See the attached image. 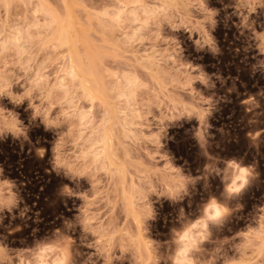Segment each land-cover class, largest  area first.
I'll use <instances>...</instances> for the list:
<instances>
[{
	"label": "clouds",
	"instance_id": "1",
	"mask_svg": "<svg viewBox=\"0 0 264 264\" xmlns=\"http://www.w3.org/2000/svg\"><path fill=\"white\" fill-rule=\"evenodd\" d=\"M220 2L226 27L233 16L238 18L233 26L245 37V59L247 53H254L252 74L264 75V21L258 20L264 14V0ZM219 15V9L209 7V0H109L99 27L109 32L134 65L153 75L155 83L142 77L135 67H125L115 76H106V87L98 95L87 79L86 59L63 55L53 62L48 58L67 49L69 43L64 31H58L59 20L45 14L39 0H0V141L10 136L19 142L21 151L27 143L29 154L34 152L43 160L47 149L37 146L39 140L33 143L29 132L41 126L53 132L56 139L51 148V169L46 171L62 175L75 185L63 184L59 189L65 207L68 199L82 201L73 218L57 217L62 221L60 227L39 238V228H33L30 245L24 238L19 241L21 247H12L9 237L29 227V221L37 225L43 221L40 211L33 212L35 205L30 207L25 202L23 185L5 177L0 166V264H124L125 260L128 264H264V203L254 206L243 231L231 237L219 235L243 210L240 200L259 175L254 165L236 158L222 159L218 163L222 167L217 165L209 173L205 164L194 182L181 183L175 179L174 164L169 168L159 161L154 168L153 162H142L146 152H167L168 129L176 122L197 119L187 104L166 103L168 88L190 96L195 91L204 93L195 86L199 84L212 93L207 96L216 101L215 110L220 101L230 102L227 97L217 98L214 90L217 81L224 87L232 77L209 75L189 62L177 35L187 34L196 52L207 50L219 56L221 48L212 35L220 23ZM235 51L239 54L241 49ZM227 91H236L235 81ZM253 97L264 98V89ZM24 105L27 123L16 111ZM215 110H207L204 143L195 136L201 153L208 151L207 145L214 139L209 118ZM244 110L251 114L248 108ZM248 123L253 124L251 116ZM255 123H259L258 118ZM246 136L258 149L256 142L264 137V128L252 129ZM209 177L219 178V196L208 195L194 211L186 212L180 206L168 238L153 239L152 222L157 220L154 205L162 199L182 205L189 198L188 207L192 208L190 186L203 181L207 190ZM82 179H87L90 188L127 185L126 193L116 197L119 227H113L110 216L101 218V211H94L103 204L110 213L112 202L106 197L86 200L79 190ZM16 220L21 223L15 224ZM142 237L151 241L152 250L144 259L137 251ZM80 247L92 251L85 254Z\"/></svg>",
	"mask_w": 264,
	"mask_h": 264
},
{
	"label": "rangeland",
	"instance_id": "2",
	"mask_svg": "<svg viewBox=\"0 0 264 264\" xmlns=\"http://www.w3.org/2000/svg\"><path fill=\"white\" fill-rule=\"evenodd\" d=\"M39 2L45 14L58 19L60 23L68 21L71 16L69 24H73L71 27L75 32L76 42L74 41L72 48L68 46L67 49H60L56 54L49 55L50 61L55 62L59 56L63 55H72L74 59L81 61L86 59L87 72L94 73L103 91L107 84L106 76L108 74L115 76L125 67H135L142 77L155 83L153 75L143 72L142 68L134 65L131 56L116 45L109 32L99 27L100 18L106 10L109 0H39ZM229 2L230 0H223L224 4ZM209 7L220 10V15L217 17L220 23L212 35L221 48V55L213 56L207 50L196 52L191 41L187 39V34L181 32L177 35L182 41V47L185 49L184 56L189 62L197 65L196 67L201 66L209 75L220 73L226 78L232 77L224 87H221L217 81V87L214 90L217 98L227 97L230 102L220 101L215 110L216 101L207 96L212 93L203 90L199 84L195 86L204 93L195 91L190 96L180 93L178 89L168 88L165 94L166 103L170 105L187 104L193 109L199 122L195 118L176 122L168 129L169 138L165 141L164 151L169 154L149 151L142 155V162L145 164L153 162L152 167L154 168L158 166L159 161H164L169 168L174 164L177 166L175 179L181 183L194 182L196 177L202 174L205 164L209 173L214 171L222 159L236 158L242 160L246 165H254L259 175L240 200L243 210L219 233L221 238H225L231 237L237 231H243L254 206L264 203V137L261 138V141L256 142L259 144L257 149L251 146L246 136V133L252 129L264 128V98L253 97L260 89H264V75L260 72L252 74L251 65L255 63L251 59L253 52L247 53L248 58L245 59L246 54L242 50L245 45V37L239 36L238 30L233 26L234 22L238 23V18L233 16L226 27L224 24L225 11L220 0H209ZM231 11L232 9H228V12ZM258 20L264 21V14L260 15ZM258 30H260L259 27ZM73 46H75V50ZM237 48L241 49L239 54L235 51ZM46 51L48 50L46 49ZM193 70L195 71V69ZM155 79H159V77L156 76ZM233 81H235L236 91L228 93L227 89L232 87ZM247 97L249 98L245 100ZM4 103L7 107L12 108L7 100ZM197 105H206L207 107L206 109L197 108ZM24 107L26 105L16 111L19 112L20 118L27 123L28 113L24 111ZM244 107L248 108L251 114L246 113ZM207 110H215L209 118V123L212 125L210 131L214 139L207 145L209 152L206 150L205 153H201L195 136L201 138V143H204ZM153 116H155L154 113ZM250 116L253 120L252 125L248 123ZM257 118L259 119L258 124L255 123ZM29 136L33 143L39 140L38 147L47 149L43 160L38 159L34 152L29 154L27 143L24 150L21 151L19 142H14L10 136L6 141H0V166L5 170V177L16 181L18 185H23L21 194L25 202L30 207L35 205L33 212L40 211L43 221L39 225L29 221V227L9 237L12 247H21L19 241L24 238L30 245L33 241L31 235L33 228H39L37 233V238H39L53 228L60 227L62 221L57 217L62 214L64 217L73 218L76 215V207L82 203L80 199L72 198L68 199L67 207H65L63 200L58 195L59 189L63 184H68L71 187H75V185L62 175L57 176L54 172L46 171V169H51L49 161L52 155V144L56 139L55 134L44 131L41 126L33 128L29 132ZM203 155H206L207 158ZM218 166L222 167L223 165ZM208 182L210 187L207 190L204 188L203 181L197 182L194 187L190 186L192 208L188 207L189 198H186L182 205H172L163 199L156 203L154 207L157 212V220L152 222L151 237L160 241L168 238L169 229L173 226L172 221L180 206L185 207L186 212L194 211L202 200L207 199L208 195L219 196L222 190L219 178L209 177ZM90 183L95 185V180H91ZM79 190L83 191L82 195L86 200L95 199L98 201L106 197L108 201L112 202L110 213L103 204H100L99 209H94V211H101V218L110 216L113 227L120 226L119 200L116 197L126 193V184L124 188L113 189L110 185L106 188H90L87 179H82ZM7 223L8 220H5V224ZM14 223L20 224L21 221L16 220ZM105 223L107 224L108 221ZM2 231L3 229H0V232ZM79 235L80 230L77 229L75 237L78 246ZM150 245L151 241L148 239L142 237L139 240L137 251L141 259L150 256L152 251ZM79 250L85 254L92 251L83 247H80ZM124 264H128L127 260L124 261Z\"/></svg>",
	"mask_w": 264,
	"mask_h": 264
},
{
	"label": "bare ground",
	"instance_id": "3",
	"mask_svg": "<svg viewBox=\"0 0 264 264\" xmlns=\"http://www.w3.org/2000/svg\"><path fill=\"white\" fill-rule=\"evenodd\" d=\"M70 18H71V16H69L68 21H62L61 23H59V25H58L59 26L58 31H64V35H65L66 41L69 43V46L71 47L73 45L74 41H75V36H74V33L75 32L73 31V28L71 27L73 24L72 23H71V25L69 24L70 21H71ZM65 22H67V23L65 24ZM76 38H77V36H76ZM73 48L75 50V46H73ZM71 53H73V52H71ZM86 76H87V79H89V80H91L93 82L94 91L98 95L102 94L103 93V90L99 86V83H98L96 77L94 76V73L92 71H88L86 73ZM89 95L91 96V93H89ZM100 98L103 99V96L101 95ZM92 99L95 100L96 97L95 96H92Z\"/></svg>",
	"mask_w": 264,
	"mask_h": 264
}]
</instances>
